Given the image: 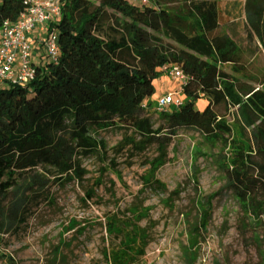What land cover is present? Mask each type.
Instances as JSON below:
<instances>
[{"label": "trees", "instance_id": "trees-1", "mask_svg": "<svg viewBox=\"0 0 264 264\" xmlns=\"http://www.w3.org/2000/svg\"><path fill=\"white\" fill-rule=\"evenodd\" d=\"M184 1L186 16L195 19L188 26L190 34L184 30V16L156 3L62 0V16L51 25L59 35V62L37 64L27 84L0 83V243L19 233L33 207L46 197L51 180L37 168L53 167L67 181L75 178L73 172L83 180L80 155L105 147L91 132L113 127L127 130L116 149L132 145L141 152L156 144L163 158L184 128L222 142L218 161L226 181L223 189L264 228V74L254 82H236L237 96L227 85L234 78L223 65L237 68L242 55L221 24V0ZM243 9L248 36L258 39L264 50V0H245ZM24 10V0H0V24L15 22ZM108 10L138 57L135 66L116 60L112 52L118 45L95 33ZM163 29L175 32L184 47L158 44L156 33ZM175 63L189 77L183 84L185 99L163 112V123L155 127L144 103L154 93L158 68ZM207 92L213 94L200 109L197 101ZM231 104L237 105L232 123ZM202 206L211 210L210 201ZM137 240L113 250V264L136 260L142 247ZM2 257L16 264L10 255Z\"/></svg>", "mask_w": 264, "mask_h": 264}, {"label": "rangeland", "instance_id": "rangeland-1", "mask_svg": "<svg viewBox=\"0 0 264 264\" xmlns=\"http://www.w3.org/2000/svg\"><path fill=\"white\" fill-rule=\"evenodd\" d=\"M244 1L219 3L221 24L241 49L237 68L223 65L234 78L227 85L239 97L236 82H254L264 74V50L258 39L248 36ZM155 3L184 16V30L190 34L188 26L195 19L186 16L184 0H150V5ZM95 33L118 45L112 52L116 60L137 64L138 57L109 10L96 24ZM156 36L167 49L184 47L175 32L163 29ZM43 53L41 49L39 57ZM158 71L154 93L144 103L155 127L163 123L161 114L166 112L158 109L161 98L171 93L175 99H185L183 79L161 67ZM225 84L221 81L223 88ZM212 94L202 93L197 106L203 109ZM236 113L237 105L231 104L230 123ZM126 131L113 127L91 132L105 147L80 155L86 170L83 180L73 172L75 178L67 181V175L53 167L37 168L51 180L46 197L33 207L19 233L7 235L0 243V264H8L3 254L16 264H113V250L136 237L141 253L127 264H264L263 226L253 223L240 201L223 189L226 181L218 161L222 142L184 128L163 158L156 144L141 152L132 145L116 149ZM209 201L211 210L204 211L202 202Z\"/></svg>", "mask_w": 264, "mask_h": 264}, {"label": "built area", "instance_id": "built-area-1", "mask_svg": "<svg viewBox=\"0 0 264 264\" xmlns=\"http://www.w3.org/2000/svg\"><path fill=\"white\" fill-rule=\"evenodd\" d=\"M139 5H150V0H133ZM25 10L15 22L9 20L0 24V83L27 84L35 77L37 64H57L61 56L59 35L51 25L62 16V0H24ZM43 49V58H40ZM168 74L188 80L179 64H165L161 67ZM182 99H175L169 93L158 102L160 111L179 107Z\"/></svg>", "mask_w": 264, "mask_h": 264}]
</instances>
